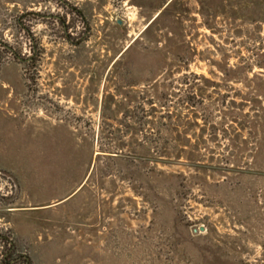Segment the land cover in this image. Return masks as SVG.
Masks as SVG:
<instances>
[{
  "label": "rangeland",
  "instance_id": "rangeland-1",
  "mask_svg": "<svg viewBox=\"0 0 264 264\" xmlns=\"http://www.w3.org/2000/svg\"><path fill=\"white\" fill-rule=\"evenodd\" d=\"M10 241V264H264V0H0Z\"/></svg>",
  "mask_w": 264,
  "mask_h": 264
},
{
  "label": "trees",
  "instance_id": "trees-1",
  "mask_svg": "<svg viewBox=\"0 0 264 264\" xmlns=\"http://www.w3.org/2000/svg\"><path fill=\"white\" fill-rule=\"evenodd\" d=\"M8 243L10 245V248L8 249L9 252H7L6 255H4V256H2L0 258V263L1 264H10L12 261L16 262V258L12 257V255H14L15 250H16L15 249V245L11 241L8 242ZM20 258L24 259L23 261L25 262V264H30V261H29V259L27 257H20Z\"/></svg>",
  "mask_w": 264,
  "mask_h": 264
},
{
  "label": "water",
  "instance_id": "water-1",
  "mask_svg": "<svg viewBox=\"0 0 264 264\" xmlns=\"http://www.w3.org/2000/svg\"><path fill=\"white\" fill-rule=\"evenodd\" d=\"M118 24H121V21H118ZM201 230H203V228H201Z\"/></svg>",
  "mask_w": 264,
  "mask_h": 264
}]
</instances>
